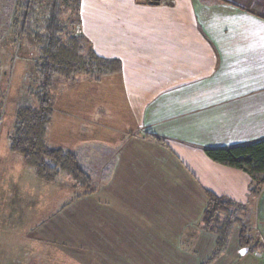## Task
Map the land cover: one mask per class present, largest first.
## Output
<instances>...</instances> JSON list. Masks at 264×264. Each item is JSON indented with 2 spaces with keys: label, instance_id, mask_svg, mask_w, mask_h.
Wrapping results in <instances>:
<instances>
[{
  "label": "crops",
  "instance_id": "0c3cea01",
  "mask_svg": "<svg viewBox=\"0 0 264 264\" xmlns=\"http://www.w3.org/2000/svg\"><path fill=\"white\" fill-rule=\"evenodd\" d=\"M79 13L94 53L120 62L119 96L111 111L97 96L52 97L45 138L90 165L109 159L110 175L74 198L60 189L38 235L57 242L78 227L81 264H264V183L250 191L245 171L203 150L264 138V0H80ZM107 119L116 128L104 137ZM9 135L0 132V173H20L16 200L31 204L42 179ZM209 194L245 209L214 256Z\"/></svg>",
  "mask_w": 264,
  "mask_h": 264
},
{
  "label": "rangeland",
  "instance_id": "374dc122",
  "mask_svg": "<svg viewBox=\"0 0 264 264\" xmlns=\"http://www.w3.org/2000/svg\"><path fill=\"white\" fill-rule=\"evenodd\" d=\"M27 1L0 0V132L2 134L7 130L10 133L13 131L14 114L18 103H37L36 93L39 90L41 78L37 69L40 62L39 51L25 34L20 35V30L22 21L25 19L30 25V30L38 32V34L43 32L44 21L48 16L52 0H31L29 8L26 7ZM59 6V21L62 28L59 35L60 39L66 41L69 36L83 35L81 23L86 18L85 15L79 13L77 0H60ZM85 21L87 22V20ZM81 42L84 52L88 50V46L92 48L87 38L85 42ZM84 79L91 81L92 89L89 90V83H85ZM76 80L79 81L75 82ZM96 80L101 81L96 82ZM117 87L119 86L115 77H111V74L101 75L98 70L91 74H77L76 79L72 81L56 74L48 90V96L51 98L58 96L59 101H63L65 90L67 100L73 102L80 100L84 102L95 101L97 96L98 101L102 100L107 104L108 107L106 106L105 111H111L112 105L114 106L117 102L116 96H119L116 93V91L118 92ZM115 128L114 121L107 119L102 129V135L108 137L115 134L112 130ZM15 155L21 158L20 155L16 153ZM94 160L93 164H89L90 168L94 170V178H91L89 184H82L63 173H60L53 180L54 183L43 182L42 179L36 199L34 198V201L27 205H21L16 200V190L13 189V187L18 188L13 179L16 180L20 173L17 171H12L7 175L2 173L3 177L0 173V179L6 176L10 180L7 184L0 183V264H81L79 258L83 252L79 248L78 227L66 238H64L63 233L56 232L55 236L51 237L57 241L54 242L39 236L37 226L39 225V229H41V220L44 219V215H47L48 211L54 208L60 200L61 194H63V190L60 189L65 188L66 197L70 195L74 198L83 191L94 189L101 182L112 162L106 158L99 162H94ZM257 181L253 180L252 183L258 185L259 182ZM262 184L260 183L257 188ZM2 197L4 200L1 199ZM6 197L9 201L7 203H5ZM240 207L242 206L240 205ZM242 212H245V209L239 211V214ZM235 215H238V212ZM48 223L51 222L48 221L45 224ZM254 229L251 228V235L255 232ZM70 240H75L72 246L63 244L64 241L67 243ZM253 242H256L255 239ZM71 248L75 253L72 256L67 252Z\"/></svg>",
  "mask_w": 264,
  "mask_h": 264
},
{
  "label": "trees",
  "instance_id": "16d2710c",
  "mask_svg": "<svg viewBox=\"0 0 264 264\" xmlns=\"http://www.w3.org/2000/svg\"><path fill=\"white\" fill-rule=\"evenodd\" d=\"M59 2L60 0L51 1L43 32L38 34L30 30L27 21H22L20 35L25 34L38 48L40 62L37 69L41 78L36 93L37 103L20 102L16 106L13 131L9 135V149L20 155L35 175L45 181H53L63 173L82 184H89L91 178H94V170H88L91 169L90 165L82 160L80 152L50 146L46 142L52 106L48 90L56 74L71 81L76 79L77 74H91L95 70L101 75H108L120 70V62L97 56L89 46L84 52L81 41L85 42L86 38L82 34L77 37L69 36L66 41H62L59 37L62 32ZM30 3L31 0H28L27 8ZM203 150L213 161L242 169L251 177L252 182L258 180L259 184L264 183V138L224 147H204ZM109 175L108 170L102 180H106ZM258 185L251 183L250 191L254 192ZM239 206L229 198L209 194L202 222L206 230L216 234L213 256L225 248L231 229L238 221L235 214L240 211ZM245 230L241 233L242 241L247 238Z\"/></svg>",
  "mask_w": 264,
  "mask_h": 264
},
{
  "label": "water",
  "instance_id": "95a60500",
  "mask_svg": "<svg viewBox=\"0 0 264 264\" xmlns=\"http://www.w3.org/2000/svg\"><path fill=\"white\" fill-rule=\"evenodd\" d=\"M159 0H149V3H158Z\"/></svg>",
  "mask_w": 264,
  "mask_h": 264
}]
</instances>
